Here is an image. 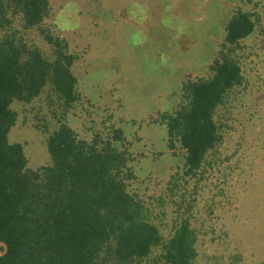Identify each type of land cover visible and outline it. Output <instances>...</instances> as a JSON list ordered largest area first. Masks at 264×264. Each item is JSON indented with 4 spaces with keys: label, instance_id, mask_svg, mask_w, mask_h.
Returning a JSON list of instances; mask_svg holds the SVG:
<instances>
[{
    "label": "trees",
    "instance_id": "trees-1",
    "mask_svg": "<svg viewBox=\"0 0 264 264\" xmlns=\"http://www.w3.org/2000/svg\"><path fill=\"white\" fill-rule=\"evenodd\" d=\"M246 2L251 9L231 12L206 75L187 76L179 103L147 119L164 129L166 147L173 157L182 154V165L158 199L145 200L130 190L136 177L121 128L84 139L67 124L82 100L73 73L79 57L44 26L49 0H0V243L6 246L0 264H199L206 233L197 203L209 179L224 178L220 150L234 132L235 102L247 86L246 41L261 22L259 2ZM17 22L38 32L49 57L16 30ZM35 102L57 126L37 119L51 162L31 169L23 145L9 143L8 135L18 121L13 105Z\"/></svg>",
    "mask_w": 264,
    "mask_h": 264
},
{
    "label": "rangeland",
    "instance_id": "rangeland-1",
    "mask_svg": "<svg viewBox=\"0 0 264 264\" xmlns=\"http://www.w3.org/2000/svg\"><path fill=\"white\" fill-rule=\"evenodd\" d=\"M256 2L261 22L246 41L251 54L245 65L247 86L235 102L234 132L220 150L224 178L215 174L209 179L197 203L199 225L206 233L198 242L199 264H264V0ZM49 3L44 26L79 57L73 73L82 100L67 124L84 139L108 132L111 125L121 128L131 143L130 167L136 177L130 190L145 200L158 199L166 180L182 165V154L173 157L164 129L147 119L179 103L187 76L206 75L231 12L251 6L246 0ZM15 28L50 56L36 30H24L19 22ZM13 109L18 121L9 143L23 145L29 168L50 165L46 135L35 128L44 116L51 128L57 126L47 107L35 102L14 104ZM152 204L158 213L157 202Z\"/></svg>",
    "mask_w": 264,
    "mask_h": 264
},
{
    "label": "water",
    "instance_id": "water-1",
    "mask_svg": "<svg viewBox=\"0 0 264 264\" xmlns=\"http://www.w3.org/2000/svg\"><path fill=\"white\" fill-rule=\"evenodd\" d=\"M0 247H2L4 250L2 253L0 252V256H2L6 252V246L4 244L0 243Z\"/></svg>",
    "mask_w": 264,
    "mask_h": 264
}]
</instances>
